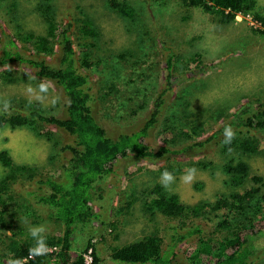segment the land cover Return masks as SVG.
<instances>
[{"label": "rangeland", "instance_id": "374dc122", "mask_svg": "<svg viewBox=\"0 0 264 264\" xmlns=\"http://www.w3.org/2000/svg\"><path fill=\"white\" fill-rule=\"evenodd\" d=\"M117 1L130 9L131 20L110 11L106 0H50L48 9L56 30L71 23L76 59L93 94L92 115L110 138L139 131L165 89L161 113L144 140L154 151L165 145L163 138L175 139V144H167L171 149L191 146L216 133L236 112L250 109L247 118L264 110V28L252 15L237 14L227 22L219 14H207L179 0ZM45 5L44 0H0V33L10 36L18 47L24 45L19 36L44 37L48 31L42 12ZM255 13L264 18V0H257ZM86 20L93 22L98 32L96 39L83 37L80 32ZM170 58L172 65L167 70ZM45 60L54 65L58 61L57 48ZM168 75L171 78L167 90ZM41 84L46 85V91H40ZM33 114L65 118L62 92L52 82L36 78L32 71L17 64L0 68V116L18 115L34 123ZM30 125L0 129V152H7L14 168H19L10 174L0 164V187L7 175L15 176L6 191L0 190L4 200L0 204L1 255L7 253L9 238L19 240L31 235L32 228L43 227L41 235L50 237L63 233L53 210L36 205L28 194L39 180H63L62 167L70 159L63 148L72 144V138L50 125ZM231 130L232 137L247 136L264 145V130ZM224 133L220 139H226ZM230 160L244 162L250 177H260L261 184L249 181L237 191L225 186L227 178L222 167ZM197 162L211 165L197 168L191 180L184 179L187 172L176 171L178 166ZM163 169L173 176L167 187L161 181ZM113 171L95 185L97 201L91 206L98 219L77 231L73 239V245L81 251L89 242L103 261H108L112 249L151 234L161 239L164 250L172 228L178 232L199 227L198 235L178 245L175 263L215 262L211 256L193 255L201 244L212 246L231 237V230L218 227L220 213L206 210L200 217L185 214L173 220L145 212L144 194L156 186L167 196H177L186 207L212 204L232 192L242 193L255 186L259 189L255 200L234 228L248 230L264 223V151L224 156L219 146L207 145L184 156L155 162L138 161L133 156L118 159ZM71 256L75 258L76 254ZM251 264H264V254Z\"/></svg>", "mask_w": 264, "mask_h": 264}, {"label": "trees", "instance_id": "16d2710c", "mask_svg": "<svg viewBox=\"0 0 264 264\" xmlns=\"http://www.w3.org/2000/svg\"><path fill=\"white\" fill-rule=\"evenodd\" d=\"M47 5L42 8L43 19L48 24V31L44 37L32 34L19 36L24 45L16 46L15 41L0 33V68L17 64L33 72L36 78L52 82L62 92L65 104V118H44L33 114L35 122L50 125L64 132L72 138V144L63 148L68 151L70 159L62 167L61 182L50 179L39 180L33 185L29 197L38 206L53 210L54 218L63 226L60 237L42 235L47 249H56L52 253L33 255L31 249L37 247L36 239L26 234L19 240L9 238V245L5 255L0 254V264H85L82 254L90 246L89 242L84 251L73 245L75 233L86 225L98 219L92 212V203L96 200L95 185L104 177L112 174L118 159L133 156L138 161L155 162L175 156H184L194 148L220 147L222 155H256L264 151V145L255 138L247 136L232 137L230 141L220 139V135L228 128H243L264 130V110L257 115L246 117L248 111L236 112L230 117L229 123H224L219 130L205 141L191 146L171 149L167 144H175V139L163 138L164 146L158 150H151L144 140L148 131L154 127L157 117L164 104L167 91H162L155 100L153 111L144 126L137 132L121 133L116 139L110 138L106 131L94 119L91 112L93 94L87 76L81 70L76 59L73 41L70 38L71 23H67L61 30H56L52 17H49L50 0H44ZM49 1V2H48ZM192 8H199L207 14H219L227 22H232L235 15H252L254 21L264 28V18L255 13L257 0H179ZM108 9L118 13L121 17L131 20V11L123 2L106 0ZM93 22L86 20L79 29L83 37L96 39L98 32L93 29ZM58 61L54 65L48 64L45 58L54 55L56 48ZM84 64V63H83ZM89 67V64H84ZM171 58L166 62V69H171ZM170 75L166 78L165 87L168 90ZM162 106V107H161ZM33 120H27L18 115L0 116V129L8 127L12 130L29 126ZM31 126V125H30ZM0 164L8 169L10 174L19 171L14 168L13 161L7 152H0ZM210 163H191L178 166V173H185L190 168H203ZM164 170V169H163ZM165 171V170H164ZM226 175L225 186L233 191L244 187L249 181L255 185L262 182L260 177H250L248 166L241 160H230L222 167ZM7 175L2 181L1 192L7 190L8 183L15 180L14 175ZM259 189L255 186L242 193L232 192L223 196L214 203H200L193 207H186L179 202L177 196H167L159 186L144 194L143 205L145 212L157 213L166 219H179L185 216L200 217L206 210L220 213L221 221L218 227L231 230V237L210 246L201 244L193 258L205 255L215 259L213 264H251L264 254V223L253 225L248 230L234 228L235 223L247 214V208L255 200ZM4 200L0 197V204ZM0 211V221H2ZM264 222V219L261 220ZM172 228L168 242L162 250V242L155 234H151L138 242L114 248L111 250L108 261L98 257L93 248L92 264H177L175 263V250L189 237L200 233L199 227H191L178 232ZM41 235V234H40ZM72 253L76 257L71 256ZM196 262V261H195Z\"/></svg>", "mask_w": 264, "mask_h": 264}, {"label": "clouds", "instance_id": "9594fccd", "mask_svg": "<svg viewBox=\"0 0 264 264\" xmlns=\"http://www.w3.org/2000/svg\"><path fill=\"white\" fill-rule=\"evenodd\" d=\"M40 91L41 92L46 91V85L41 84ZM224 135L227 138V140L230 141L233 136V132L230 128H228L225 130ZM195 172H196V169L194 168L188 169L187 175L184 177V179L191 180ZM172 180H173V176L171 173L165 171L162 174L161 181L165 187H167L172 182ZM43 231H44L43 227H35V228L30 229L31 236L36 239V243H37V247L31 249V252L33 255H40L47 251V245H46L45 239L42 235H40L41 233H43ZM14 264H19V262L16 261L14 262Z\"/></svg>", "mask_w": 264, "mask_h": 264}, {"label": "built area", "instance_id": "2783aa9c", "mask_svg": "<svg viewBox=\"0 0 264 264\" xmlns=\"http://www.w3.org/2000/svg\"><path fill=\"white\" fill-rule=\"evenodd\" d=\"M96 242V241H93ZM56 251V249H47L46 253H52L53 251ZM93 248L90 247L86 250V252L83 254L82 258L85 264H92L93 261Z\"/></svg>", "mask_w": 264, "mask_h": 264}]
</instances>
